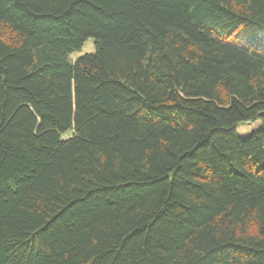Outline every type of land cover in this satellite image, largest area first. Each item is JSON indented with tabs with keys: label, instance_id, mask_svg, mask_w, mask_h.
<instances>
[{
	"label": "trees",
	"instance_id": "1",
	"mask_svg": "<svg viewBox=\"0 0 264 264\" xmlns=\"http://www.w3.org/2000/svg\"><path fill=\"white\" fill-rule=\"evenodd\" d=\"M0 264H264V0H0Z\"/></svg>",
	"mask_w": 264,
	"mask_h": 264
},
{
	"label": "rangeland",
	"instance_id": "2",
	"mask_svg": "<svg viewBox=\"0 0 264 264\" xmlns=\"http://www.w3.org/2000/svg\"><path fill=\"white\" fill-rule=\"evenodd\" d=\"M94 52L93 40L87 39L85 44L79 49L71 53L70 59L75 61L80 56L86 54H92ZM260 128V123L258 122H242L238 125L236 129V134L239 139H246L251 133Z\"/></svg>",
	"mask_w": 264,
	"mask_h": 264
}]
</instances>
